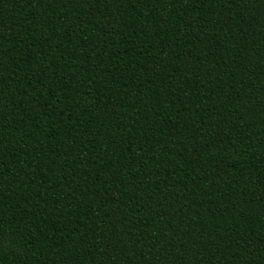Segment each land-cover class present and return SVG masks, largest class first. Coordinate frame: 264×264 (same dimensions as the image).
<instances>
[{"label":"trees","instance_id":"obj_1","mask_svg":"<svg viewBox=\"0 0 264 264\" xmlns=\"http://www.w3.org/2000/svg\"><path fill=\"white\" fill-rule=\"evenodd\" d=\"M0 264H264V0H0Z\"/></svg>","mask_w":264,"mask_h":264}]
</instances>
